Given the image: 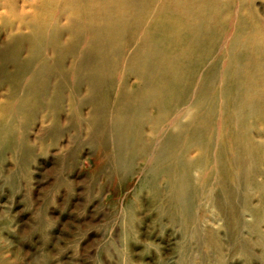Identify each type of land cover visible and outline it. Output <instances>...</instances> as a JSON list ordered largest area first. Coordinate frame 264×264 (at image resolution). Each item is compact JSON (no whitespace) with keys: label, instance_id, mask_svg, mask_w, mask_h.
<instances>
[{"label":"rangeland","instance_id":"1","mask_svg":"<svg viewBox=\"0 0 264 264\" xmlns=\"http://www.w3.org/2000/svg\"><path fill=\"white\" fill-rule=\"evenodd\" d=\"M8 18L0 20V264H264L262 124L239 179L224 188L213 176L182 202L166 174L147 172V157L125 158L115 131L120 72L111 88L99 77L111 66L94 52L74 74L73 57L48 48L44 58L60 71L64 63L66 78L52 70L31 89L14 88L5 77L17 72L13 48L28 61L32 47ZM80 25L69 26L70 38Z\"/></svg>","mask_w":264,"mask_h":264},{"label":"bare ground","instance_id":"2","mask_svg":"<svg viewBox=\"0 0 264 264\" xmlns=\"http://www.w3.org/2000/svg\"><path fill=\"white\" fill-rule=\"evenodd\" d=\"M24 1L0 0V20L16 18L32 47L28 61L13 48L17 72L5 77L14 88L25 81L31 89L52 70L66 78L64 63L60 71L46 61L48 48L73 57L74 74L94 52L111 66L99 74L111 88L120 72L115 131L125 158L147 157V172L166 174L182 202L213 176L224 188L239 179L258 150L254 131L264 126V0ZM73 23L81 25L72 39Z\"/></svg>","mask_w":264,"mask_h":264}]
</instances>
